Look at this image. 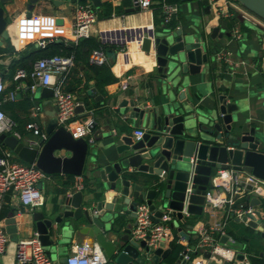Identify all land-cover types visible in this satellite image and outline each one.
Returning <instances> with one entry per match:
<instances>
[{"label": "water", "instance_id": "95a60500", "mask_svg": "<svg viewBox=\"0 0 264 264\" xmlns=\"http://www.w3.org/2000/svg\"><path fill=\"white\" fill-rule=\"evenodd\" d=\"M13 1L0 0V6ZM43 1L46 0H27L28 19ZM50 1L56 7L86 1L95 9L101 6L100 0ZM189 2H198L209 12L208 0H181V3ZM238 3L242 9L232 17L231 27L241 26L246 38L255 36L259 46L257 57L264 62V0H238ZM137 10L135 6L128 11ZM218 34L220 39L231 37V33L217 27L212 30L209 39L215 41ZM1 37L7 40L8 33L2 32ZM142 47L155 63L153 80L158 104L152 102V107L147 108L137 106L133 98L123 102L121 108L131 110L130 119H138L144 125L150 123V128L139 141L133 142L130 136L122 138L123 145L117 148L115 159H98L92 143L84 138L75 139L56 121L45 130L47 140L40 141L36 146L25 145L14 135L0 136V143L20 162L34 165L45 175H85L89 178L93 174L95 180L90 184H98V189L86 200L83 192L65 196L62 211L54 220L47 219L40 212L33 214L36 233L48 256L53 247L51 236L56 235V226H61L64 229L76 227L80 235L95 241L104 253L105 264H170L171 251L165 250V242L159 243L156 249H150L146 244L148 238L140 241L132 238L135 222L121 232L114 231L112 224L122 220L126 211L135 220V211L140 204L148 206L155 224L166 210L172 211L179 221L184 220V209L189 216L204 217L209 207L206 205V194L215 196L222 192L212 190L210 184L211 177L220 170L245 173L264 181V134L247 126L237 108L227 104L223 96L218 98L219 106L208 114L195 110L193 103L187 99L188 76L199 75L202 66L209 61L206 37L163 26L154 38L143 39ZM215 55L217 50L212 53V56ZM88 96L95 102L102 100L92 87ZM35 97L49 100L53 91L43 88ZM150 99H153L151 95ZM76 112L81 119L91 115L85 113L82 102H79ZM88 130L98 134L94 122ZM87 164L88 171L84 173ZM245 190L250 193L246 200L253 209L259 204L258 196L252 193L251 186ZM102 197L110 199L109 203ZM253 215L236 219V222L260 235L262 252L259 257L264 258V224H261L258 211L253 210ZM15 216L16 213H10L4 222L9 236L17 233ZM200 228L201 225L196 230ZM178 231L183 240H189L181 229ZM227 241L226 236L221 238L222 244ZM202 253L207 259L211 257L209 252ZM185 255L183 251L174 264H188L184 260ZM66 260L67 257H63L60 264H66ZM243 260V255H237L234 264ZM223 264L231 263L225 261Z\"/></svg>", "mask_w": 264, "mask_h": 264}, {"label": "crops", "instance_id": "0c3cea01", "mask_svg": "<svg viewBox=\"0 0 264 264\" xmlns=\"http://www.w3.org/2000/svg\"><path fill=\"white\" fill-rule=\"evenodd\" d=\"M100 2L101 6L105 3L110 4L115 13L108 19H98L97 17L91 38L102 46L118 49L116 52L108 50L104 53L107 58L106 65H108L115 81L103 88L104 94L97 89L94 81H90L87 92H90L91 87L94 88L102 100L95 102L90 96H86L89 107L87 108L83 103L82 106L85 113H91V115L81 119V115L77 113L75 121L96 123L98 134L94 135L88 132L84 139L92 143V148H95L98 159L102 160L116 158L117 148L123 145L122 138L130 136L135 142L133 133L136 130L146 132L150 128V123L144 125L138 119H130L131 110L121 108V106L123 102L130 101L132 98L136 105L141 107L150 108L152 102L155 105L158 104V93L153 80L156 74L155 63L151 60L152 56L143 51L142 42L145 38H154L157 32L162 31L161 28L164 25L161 26L157 23L159 16L152 9L144 11L138 8L137 11H128L134 8L129 0H100ZM79 4H88L94 10L101 8L100 6V8L95 9L89 1L56 7L52 5L50 0H46L35 8L31 18L28 19L27 0H14L0 6V75L5 76L12 62L30 51L29 46L40 49L37 47L39 41L62 42L67 48L74 49L79 42H73L71 30L75 9ZM178 7L179 12L174 18L177 21V26L173 30L180 28L186 34L206 37V53L209 58L208 63L202 66L199 75L188 76L189 87L185 91L187 99L193 103L195 110L208 114L219 106L218 98L223 96L227 104L237 108L238 114L242 116L247 126L257 128L261 134H264V62L257 57L259 46L255 36L250 35L246 38V32L241 26L237 25L232 28V18H218L212 6L209 8V12H206L205 7L198 2L181 3ZM217 27L231 33V37L220 39V34H218L215 41L210 40L209 36L212 30ZM236 29L241 32L240 40L233 38V32ZM4 31L8 33L7 40L1 37ZM121 47L124 48L123 51H120ZM214 50H217V54L224 55L225 63H219L217 55L212 56ZM84 70V67L81 66L80 71L82 73L80 74L82 77ZM12 79L4 78L3 80L6 94L15 88ZM26 83L31 84V81L28 80ZM39 91L41 89H38L37 92ZM24 93L25 91L20 90L17 92V95L20 96L19 99L16 95L14 102H3L0 109L8 118H13L18 122L19 126L16 132L19 141L29 145L38 138L25 130L26 124L35 122L41 132L45 134L47 126L54 121L57 123V119L52 99L36 98L34 95V101H30L29 108L25 110L20 106ZM150 95L153 101L150 99ZM5 103L11 107L2 109ZM34 106L39 107L36 116H32ZM3 148L7 149L5 146ZM16 160L19 161L17 158ZM88 167L89 164L84 168V173L88 171ZM130 171L133 172L132 169ZM240 174L245 175L244 173ZM46 176L47 178L38 184V189L43 197L40 206L23 208L18 196L14 193L6 194L0 201V225L5 233L4 222L10 213H16L15 226L17 228L15 235L9 236L6 233L8 242L5 252L0 258V264H28L19 263L16 254L20 242H25L37 234L32 218L33 214L40 212L47 219L54 220L62 211L64 197H71L78 192L76 185L79 178L83 186V190L80 192L84 193L85 200L88 195L98 189L97 183L94 186L90 184L91 181L95 180L93 174L89 178L85 175L80 177L61 174ZM67 183H73V191L70 189L63 191ZM252 193L256 194L259 200V204L252 210L260 213L261 224H264V190H255ZM249 194L244 190L236 199V203L243 205L242 201L244 200L247 207L251 209L246 200ZM102 200L106 203L110 201L104 197ZM183 219L179 221L173 218L170 227L173 234L177 232L179 235L178 230L182 227V233L189 238L188 241L183 240L181 236L179 238L180 244L191 259L188 264H223L226 260L234 264L237 255L244 256V260L240 264H248L243 253V246L233 243L227 236L228 241L225 244L221 243L222 237H220L218 246L221 251L218 255L213 254L209 259L205 258L204 253L195 247L199 235H192V233L196 231L199 225L207 228V226L212 227L214 224L222 223L224 221L223 211L216 210L212 213L206 211L202 218L189 216ZM70 222L74 224L72 220ZM134 222L135 220L130 217V212L126 211L122 220L112 224V229L121 232L128 224ZM56 227V235L51 236L53 247L49 256L56 264H60V260L67 257L74 247L83 243H95L89 237L80 235L76 227L73 229ZM165 250H170L169 244H166ZM229 252L233 254L232 259L229 258ZM171 264L174 262L171 261Z\"/></svg>", "mask_w": 264, "mask_h": 264}, {"label": "built area", "instance_id": "2783aa9c", "mask_svg": "<svg viewBox=\"0 0 264 264\" xmlns=\"http://www.w3.org/2000/svg\"><path fill=\"white\" fill-rule=\"evenodd\" d=\"M132 5L140 10H150L154 4L153 0H129ZM210 6L215 11L218 18L230 19L242 8L238 0H208ZM161 12L163 16V25L167 26L179 12L178 5L162 3ZM97 22L96 11L88 4H79L74 13V21L71 30V38L74 43L83 39L90 38L92 29ZM235 40L241 39V32L236 29L233 32ZM49 41H39L37 47L44 49ZM124 48L121 47L120 51ZM217 61L225 63L223 54H217ZM89 62L92 65L101 66L107 64V58L102 50H94L89 56ZM74 67L72 56L55 55L36 61L30 70L18 69L13 75L15 88L5 95L0 102V108L3 102H14L17 92L20 90L28 91L30 101H34V95L38 89L51 88L53 91V104L56 110L57 125L64 127L75 139L84 138L89 132L88 127L91 123H84L81 120L76 122L77 108L79 101L74 94L65 92L59 80L64 78ZM30 80L31 84L26 82ZM5 92V85L0 76V96ZM39 107H33L32 116H36ZM17 124L8 118L0 109V136L14 135L19 139L16 132ZM25 130L31 133L35 138L30 146H36L40 141H46L47 136L43 134L35 122L26 124ZM143 130H136L133 133L134 141H139L143 135ZM245 174V173H244ZM47 176L38 170L34 165H27L17 162L15 155L8 149H4L0 154V201L8 193H14L18 196L23 208H36L41 205L43 197L38 189V184L46 179ZM76 189L78 192L83 190L80 178L77 180ZM211 188L214 191L221 190L220 194L211 196L206 194L205 212H214L216 210L227 212L231 217L241 220L243 217L253 215L252 209H244L243 205L236 206V199L244 192L247 186L255 190H264V181L255 178L252 175L235 173L231 170H220L210 179ZM246 191V190H245ZM236 206V207H235ZM135 226L132 230V238L136 241L148 238L146 244L150 249H156L161 242L169 244L173 240V230L170 224L175 218L172 211L166 210L159 222L155 224L151 219V213L146 204H140L135 211ZM183 217H189L186 209L182 212ZM254 216V215H253ZM225 222L214 224L212 227L196 230L199 235L196 249L201 252H209L218 255L221 249L218 246L216 236L224 237L223 228ZM8 242V237L0 225V258L4 254ZM28 252V253H27ZM16 258L19 263L28 264H56L46 254L42 247L39 236L35 234L31 239L18 244ZM229 258L233 254L229 252ZM224 259V258H222ZM184 260L191 262L187 252ZM229 261V260H226ZM105 258L102 249L97 243H83L74 247L67 256L66 264H105Z\"/></svg>", "mask_w": 264, "mask_h": 264}, {"label": "trees", "instance_id": "16d2710c", "mask_svg": "<svg viewBox=\"0 0 264 264\" xmlns=\"http://www.w3.org/2000/svg\"><path fill=\"white\" fill-rule=\"evenodd\" d=\"M154 4L152 5L151 9L158 14L159 20L157 23L163 26V16L161 12V5L162 3L170 4V5H180L181 0H153ZM97 11L98 19H108L114 13L115 10L112 6L108 3H105L101 6L100 9L95 10ZM177 26V21L174 19L171 21L168 28L174 29ZM162 29V28H161ZM29 52L26 55L21 56L18 60L13 61L12 64L9 66L5 76L2 77L11 80L13 74L18 69L30 70L31 66L40 59L49 58L55 55L59 56H73L74 59V67L69 71V73L59 80L61 83L62 88L65 92L74 94L76 98L81 101L87 108L89 107V103L86 99L88 96V89H89V82L94 81L95 86L97 89L104 94L103 88L106 85H109L111 82L115 81L113 78L111 71L108 65H101L96 66L90 64L88 61L90 54L94 50H102L103 53L106 51L111 50L112 52H116L118 49L111 46H102L94 39L87 38L79 41L77 46L74 49L67 48L62 42L61 43H49L44 49H34L33 46H29ZM84 67L83 77L80 73V67ZM6 91L0 96V102H2L5 98ZM20 106L27 110L30 106V94L26 91L23 94V99L20 102ZM10 108L11 106L7 103L3 104V108ZM17 124L18 129V122L13 119ZM16 129V130H17ZM4 146L0 144V153ZM20 162V161H18ZM21 163V162H20ZM70 189L73 191V183H67L65 185L63 191ZM243 207L244 209H248L245 201L243 200ZM236 206L238 204L236 203ZM235 206V207H236ZM235 217H231L226 212L224 215V222L225 226L223 228L224 235L229 237L233 243L239 244L243 246V253L245 254L248 264H264V258H260L259 255L262 252V241L260 239V235L256 233L254 230L250 229L246 225L242 223H237ZM181 223V222H180ZM187 223V222H186ZM182 225V224H181ZM182 229V227L180 228ZM174 237L172 242L169 243L171 256L168 259V262L171 264V261L175 262L180 254L184 251V247L180 244L179 238L180 235L177 232H174ZM217 241H219L220 236H216ZM197 243L195 244L196 247ZM171 260V261H170Z\"/></svg>", "mask_w": 264, "mask_h": 264}, {"label": "flooded vegetation", "instance_id": "af4514ba", "mask_svg": "<svg viewBox=\"0 0 264 264\" xmlns=\"http://www.w3.org/2000/svg\"><path fill=\"white\" fill-rule=\"evenodd\" d=\"M231 19V18H230Z\"/></svg>", "mask_w": 264, "mask_h": 264}]
</instances>
